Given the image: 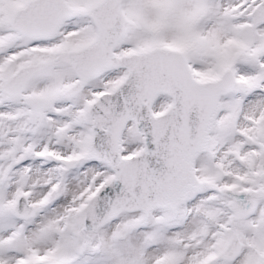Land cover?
Here are the masks:
<instances>
[{
	"label": "snow or ice",
	"instance_id": "obj_1",
	"mask_svg": "<svg viewBox=\"0 0 264 264\" xmlns=\"http://www.w3.org/2000/svg\"><path fill=\"white\" fill-rule=\"evenodd\" d=\"M0 264H264V0H0Z\"/></svg>",
	"mask_w": 264,
	"mask_h": 264
}]
</instances>
